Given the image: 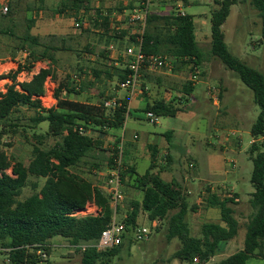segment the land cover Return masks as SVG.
<instances>
[{
    "label": "trees",
    "instance_id": "trees-1",
    "mask_svg": "<svg viewBox=\"0 0 264 264\" xmlns=\"http://www.w3.org/2000/svg\"><path fill=\"white\" fill-rule=\"evenodd\" d=\"M93 1L95 0H62L55 13H64L67 8L75 10L83 8L89 11ZM40 2L43 3L44 0ZM183 2L185 7L190 5L189 0ZM215 2L218 7L212 11L211 54L235 71L253 90L254 100L261 108V113L251 128V134L256 141L252 142L249 150L254 164L251 182L255 188L250 204L255 213L249 220L244 248L214 264H248L250 259L264 258V152L257 142L259 137L264 136V73L243 62L230 51L226 43L223 26L232 6L238 4L239 0ZM251 2L262 19L264 36V0ZM95 10L100 14L99 9ZM12 13L13 7L10 4V12L0 16L5 21L8 17L12 19ZM9 21L11 26L6 21L9 26L0 28V33L15 37L19 45L17 49L27 52L28 58L25 64L18 63L13 74L9 73L7 76L0 74V80L4 78L12 80L5 92L0 90V138L10 132L17 134L22 127L25 132L30 130L32 137L37 140L33 143L28 164L14 160L4 150H0V247L7 250L11 264H37L44 261L37 255V250L42 247L50 253L52 239L55 237L64 238L76 246L77 250L83 253V264H98L106 257L117 255L125 243L132 244L136 241L133 230L140 225L138 220L142 211L149 212L152 223L158 219L168 218L169 239L178 238L182 243L174 257L183 260H192L199 255L207 262L227 242L236 238L240 223L234 216L235 211L231 206L235 204L234 199H222L215 193L209 195L208 205L220 208L222 223L206 222L202 225L201 236L191 234L187 215L189 211L196 210L197 206H189L182 188L164 180L160 172H155L157 167L155 150L152 153V162L145 173H139L134 166H128L122 172L124 184L125 178L129 175L128 186L143 192L142 199L132 201L131 209L122 220L127 227L122 244L106 251H98L91 246L97 242L101 232L112 220L114 211L106 192L96 186L91 178L84 177L75 170H81L91 159H98L96 154L105 150L103 139L108 134L116 136L112 153L116 152L123 137L115 132L124 129L131 110L128 97L121 99V105L115 109H108L104 105L105 100L112 98L111 96L100 103H84L72 98L91 90L95 83L102 79L112 82L116 78L119 86L128 74L127 63L120 56L117 60L119 66H116L110 57L108 47L112 43H118L124 48L134 43L136 36L129 34L132 27L129 24L127 29L111 28L109 17L103 18L101 22L93 21V27H100L103 30L100 34H94L99 36L98 43L104 47L98 51L97 45L87 42L82 49L75 48L74 52L79 57V71L76 77L66 74L64 80L58 81L55 54L61 50H71L66 46L67 38H60L61 45H58L55 42L58 37L55 35L44 38L33 34L32 28L35 25L33 18L27 19L24 33L16 34L12 29L13 20ZM84 31L92 32L88 29ZM142 51L146 54L177 58L176 71L187 69L192 62L200 67L205 61L203 49L196 38L194 16L182 13L178 7H173L167 13L150 11L142 34ZM89 55H94L95 60L91 61ZM44 60L51 63L47 68H41L30 80L22 82L17 80L22 71H30L36 62ZM48 77L58 82L55 88L57 103L56 106L46 109L40 97L46 93L45 84ZM183 91L184 99H188L194 91V83L187 82ZM173 101L158 100L149 104L145 113L153 111L159 116H175L183 108L176 106ZM22 107L34 110L31 125L19 124L18 113ZM42 122H48V129L44 133H38L36 129ZM80 128H83V132ZM167 136H171V132H168ZM50 138L55 140L54 144H48ZM166 157L171 162L170 155ZM112 163L113 156L109 158L108 165ZM89 165L96 170L100 169L98 162ZM124 165H127L125 152ZM9 168H12L13 175L7 173ZM163 168L164 166L162 170ZM30 177L44 178L45 183L29 197L20 199ZM34 188L37 189L36 184ZM88 202L98 205L100 212L97 215L75 216L74 212L83 209ZM122 204L118 208V214ZM172 211L174 213L169 216ZM83 244L90 247L82 251L80 246Z\"/></svg>",
    "mask_w": 264,
    "mask_h": 264
},
{
    "label": "rangeland",
    "instance_id": "rangeland-1",
    "mask_svg": "<svg viewBox=\"0 0 264 264\" xmlns=\"http://www.w3.org/2000/svg\"><path fill=\"white\" fill-rule=\"evenodd\" d=\"M97 1H93L88 12L76 14L71 9H67L64 13L56 14L55 10L61 6L62 0H44L43 3L40 0H19L13 8L12 19L8 17L5 18L8 20L4 21V18L0 16V28L5 25L9 26L6 21L11 26L9 20H13L14 27L12 26V29L16 34H21L26 30L27 19L33 18L35 25L32 32L35 35L41 32L43 33L41 35L47 38L53 34L58 35V32H65L72 36L68 44L72 48L80 49L87 42L98 43L97 36L92 31V23L97 19L95 10L97 9ZM142 1L132 0L135 3L134 7H140ZM159 1L161 0H156V2ZM163 1L165 4L168 3V8L171 10L173 7H179L178 4L184 5L183 0ZM251 1L239 0L238 4L233 5L223 29L230 51L247 65L264 73L262 19ZM189 4L185 7V11L194 16L196 38L203 49L205 59L200 66V76L197 81H194L196 87L193 94L188 96L184 102L176 105L183 108L178 111L177 115L160 116L157 124L150 123L144 112L133 110L132 115L127 118L125 128L115 133L123 137L121 143L123 141L124 152L127 153L125 168L134 166L139 173H145L152 162V153L154 152L152 144L159 148L161 153L157 156L155 172H160L165 180L180 186L186 194L189 206L196 205L198 207L199 213L190 212L187 218L191 222V233L194 236H200L201 227L206 222L222 223L221 211L218 206L203 208V204H205L203 192L207 194L206 189L210 187L207 184L213 183L212 186L222 195H225L226 192L219 185L231 184L240 194L242 200L231 204L235 211L234 216L240 223L236 238L227 242L207 262L201 259V256L196 255L201 263L214 264L244 248L249 220L255 213L250 204L255 188L251 182L254 164L249 150L253 140L251 128L260 115L261 108L254 100L253 90L240 79L235 71L226 67L220 59L211 54L212 11L218 7L215 0H189ZM81 19H86L88 24L87 26L84 24L83 28L92 32H85L84 29L76 26V23L80 22ZM126 22L128 25L129 17L126 18ZM55 42L61 45L60 38H56ZM2 43L9 44L8 52L13 55L12 57H18L20 60L18 62L22 60V64L26 63L27 58L21 57L24 52L17 49L19 45L15 37L0 33L1 46ZM55 55L57 57L58 81L64 80L66 74L75 77L79 71L77 54L74 51H58ZM89 57L91 61L95 60L94 55H89ZM86 58L88 57L86 56ZM80 62L83 63V61ZM11 66V64L6 65L4 69ZM17 67L18 65L13 69H6L8 71L3 74L7 76L10 73L11 75ZM41 67L43 64H37L35 70L38 71V68ZM161 71L167 73V70ZM176 76H168L164 81L165 84L171 86H169L170 89L180 90L185 82L191 81L189 79L190 72L187 69L183 73L177 72ZM29 77L20 73L17 80L22 82L28 80ZM11 83V79L4 78L0 81V88L6 89ZM117 84L116 78L112 82L102 79V81L96 82L91 90L80 96H75V98L94 103H100L110 96L123 99L125 95ZM141 85L145 86L143 82ZM47 87L50 89L52 86L49 84ZM211 96L218 101V105L214 103ZM50 97L47 95L44 98L45 104L52 103L53 100ZM18 114L20 116L19 124L25 126L32 124V118L35 115L34 110L22 107ZM47 128L48 122H43L38 125L36 131L44 133ZM168 132H171L172 135L167 136ZM135 135H138L137 139ZM35 142L37 140L32 137V132L30 130L25 132L20 127L17 134L10 132L0 138V150H4L10 158L28 164ZM54 142L53 138L48 140L49 145L54 144ZM257 142L260 144L261 151L264 152V137H259ZM115 144L116 136H113L112 133L103 139L105 150L96 154L98 159L90 160V163H100V169L97 168V170L106 171L108 169V160L113 154L112 149H114ZM167 151H170L173 156L171 162L166 157ZM191 163H195V167H191ZM89 164L81 170L75 171L96 182L97 178H95L94 171L96 168ZM162 165L166 167L165 170H162ZM128 181H130L129 175L125 178L126 200L117 215L119 220H123L131 209L133 200H141L143 197V192L128 186ZM44 183V178L30 177L20 199L29 197L38 191ZM35 184L37 189L34 188ZM198 200H200V204L197 202ZM84 208L93 212L96 208L98 213L100 212V208L94 202L86 203ZM172 213L174 211L169 216ZM138 223L151 229L150 238L145 241H134L132 244L125 243L117 255L106 257L104 261L98 262V264H191L192 260L174 257L182 243L178 238L169 239L168 218L158 219L156 228L149 218V212L142 211ZM70 245L64 238L55 237L52 241L49 259H47L49 262L44 260L37 264H83V253L73 249ZM0 251H3L0 252V264H11L8 253H6L7 250L0 247ZM248 264H264V258L250 259Z\"/></svg>",
    "mask_w": 264,
    "mask_h": 264
},
{
    "label": "built area",
    "instance_id": "built-area-1",
    "mask_svg": "<svg viewBox=\"0 0 264 264\" xmlns=\"http://www.w3.org/2000/svg\"><path fill=\"white\" fill-rule=\"evenodd\" d=\"M152 1L153 0H143L140 4V7L134 9L129 15V25H139L137 32H135L136 41L131 45L125 46L122 52L123 58L127 63L128 74L126 78L119 83V88L127 90L129 98H133L135 96L144 69L167 70L169 72H173L176 68L177 58H172L161 54H146L142 51V34L146 26L148 15L151 11ZM9 12V0H0V15H7ZM80 25V22L76 23V26L80 27ZM187 70L190 72L189 79L193 83L194 81H197L200 76V67L192 62L188 66ZM51 99L53 100L52 102L55 103V97L51 95ZM104 105L108 109H115L121 105V99L117 97L109 98L105 100ZM145 115L150 123L157 124L159 122L160 116L153 111H148ZM80 131L83 132V128H80ZM112 156L113 163L106 171L96 170L95 172L99 177L96 186L106 192L107 196L109 197L111 207L114 211L112 220L101 232L97 242L91 245L94 246L98 251H106L121 245L124 240V235L127 233L126 224L117 217L118 208L126 199L122 177V172L125 169L123 141L122 143L118 144L117 150L112 154ZM91 211H88L87 208H84L75 211L74 215L86 216L98 214L96 208L94 212ZM153 223L157 227L158 221ZM151 233V229L147 226L139 225L133 230L134 239L136 241H145L149 239ZM70 247L77 249V247L73 245H70ZM80 247L82 251H85L90 246L88 244H83ZM37 255L41 259L47 260L49 259L50 254L46 249L41 247L37 250ZM191 264L203 263H201L198 256H195L192 258Z\"/></svg>",
    "mask_w": 264,
    "mask_h": 264
},
{
    "label": "crops",
    "instance_id": "crops-1",
    "mask_svg": "<svg viewBox=\"0 0 264 264\" xmlns=\"http://www.w3.org/2000/svg\"><path fill=\"white\" fill-rule=\"evenodd\" d=\"M18 1L19 0H9V2H10V4H11V6L14 8L17 4H18ZM164 1L163 0H161V1H159V2H156V0L154 1L153 0V3L151 4V7H152V11L153 12H160V13H167L168 11H171V9H169L168 7V3H163ZM134 2H132V0H98L97 1V9H99V11H100V14H97V19L96 20H99L100 22L103 20V18L105 19L106 17H109V19H110V22H111V28H125V29H127V28H129V26L126 24L127 22H126V18L127 17H129V15H130V13H132V11L134 10V9H136L137 7H134L135 6V3L133 4ZM178 8H179V10L182 12V13H187L186 11H185V4L182 6V5H180V4H178ZM103 8V9H102ZM106 8V9H105ZM131 8V9H130ZM67 9H71V8H67ZM66 9V10H67ZM72 11H74L76 14L79 12V13H83L84 11L86 12V10L85 9H83V8H81V9H77V10H75V9H71ZM103 10V11H102ZM128 10H130L129 12H128ZM88 12V11H87ZM84 16V15H83ZM114 21H116L115 23H114ZM78 23H79V21H78ZM116 23H118V24H116ZM80 27L79 28H82V29H84L85 30V28H83V25L84 24H86V26L88 25L87 24V21H86V19H81V21H80ZM115 24V25H114ZM92 25H93V23H92ZM93 27V26H92ZM95 28V29H94ZM138 28H139V25H134V26H132L131 27V29L129 30V34H134L135 36H136V34H135V32H137V30H138ZM92 31H94V33H98V34H100V32H103V30H101L100 29V27H93V30ZM33 33V32H32ZM93 33V34H94ZM34 34V33H33ZM41 34H43V33H41V32H38V35L39 36H41V37H43ZM5 35V34H4ZM53 35H55V34H53ZM59 35H61V36H59ZM95 35V34H94ZM9 36V35H8ZM55 36H57L58 38H63V37H65V38H67L66 39V46H67V48H70L71 50H67V51H64V52H68V51H74V49L75 48H72L69 44H68V41H69V39H71L72 38V36H69L68 35V33L66 34L65 32H58V35H55ZM95 36H97V35H95ZM99 39V36L97 37V40ZM61 41V40H60ZM63 42V41H62ZM91 43V42H90ZM87 44V43H86ZM93 44H95V45H97V50L98 51H100L103 47H104V45L103 44H99V43H93ZM2 47V48H1ZM84 47V46H83ZM83 47H81V49L83 48ZM6 48V49H5ZM9 48H10V46H9V44L8 43H6V44H4V43H2V46H1V44H0V74H3L5 71H8V70H6V69H13L16 65H18V61H20L19 60V58L18 57H12L13 55L12 54H10V52H8L9 51ZM108 49H109V54H110V57H111V59L112 60H114L115 62V65H119V63H118V59L120 58V56H122L123 57V55H122V52H123V47H121L118 43H112L109 47H108ZM61 51H63V50H61ZM61 51H59V52H61ZM24 52V51H23ZM21 57H23V59H26V58H28V53L27 52H24V54H22L21 55ZM2 61V62H1ZM24 61V60H23ZM21 62H22V60H21ZM9 64H11L12 66L10 67V68H5L4 69V67H6V65H9ZM37 64H43V67H41V68H47L48 66H49V64H51L50 63V61L49 60H44V61H38V62H36L35 64H34V67L30 70V71H22L21 73L22 74H25V75H28V76H30L29 77V79L28 80H30L32 77H33V75L34 74H36V73H38L40 70H41V68L39 69L38 68V71H36L35 70V68H36V65ZM2 69V70H1ZM4 69V70H3ZM55 69H56V66H55ZM184 70H186V68H183V69H179V70H174L176 73L177 72H182L183 73V71ZM58 71V70H57ZM189 71V70H188ZM176 73H171V72H169V71H167V73H162V71L161 70H150V69H144L143 70V75H142V78H141V81H140V83H139V87H138V89H137V92H136V94H135V96L133 97V98H129V96H128V91L127 90H125V89H122V93L125 95V97H128L129 98V109L131 110V114L129 115V116H131L132 115V112H133V110H135V111H142V112H144V114H146L145 113V109L147 108V106L149 105V104H153L154 102H156V101H158V100H165L166 102H169V101H172V100H174L173 102L177 105V104H179V103H182V102H184V100H187V99H184V86L187 84V82H189V81H187V82H185L184 84H183V86H182V88L179 90H176V89H170L169 88V86L170 85H168V84H165L164 83V81L166 80V78L168 77V76H170V77H177L176 76ZM77 74V73H76ZM76 74H75V77H76ZM74 75V74H73ZM73 77V76H72ZM8 79H10V78H8ZM1 81V80H0ZM12 81V80H11ZM141 82H143V84H145V86H142L141 85ZM49 84H51V88L50 89H48V85ZM196 83L194 82V90H195V87H196V85H195ZM57 85H58V82L57 81H55L54 79H52L51 77H48V79H47V81H46V84H45V90H46V93L43 95V96H41L40 97V99H41V101H42V105H43V107L44 108H46V109H49V108H51V107H54V106H56V103H57V99H56V97H55V88L57 87ZM141 85V86H140ZM171 87V86H170ZM0 90L1 91H3V92H5L6 91V89L5 88H0ZM150 90V91H149ZM85 93V92H84ZM84 93H82V94H84ZM192 94H193V92H192ZM191 94V95H192ZM53 96V97H55V103H51V104H47V105H45V102H44V98L46 97V96ZM191 95H189V96H191ZM78 96H80V95H78ZM124 97V98H125ZM43 98V99H42ZM51 98V97H50ZM72 99H74V100H77L76 98H75V96H73V98ZM211 99H213V101H214V103L216 104V105H218V101H216V99L213 97V96H211ZM78 101H80V100H78ZM80 102H84V103H89V101H80ZM91 103H94V102H91ZM128 116V117H129ZM136 116H138L137 115V113H136ZM146 116V115H145ZM127 117V118H128ZM127 121V120H126ZM43 123V122H42ZM125 125H126V122H125ZM125 128V127H124ZM48 129V128H47ZM172 135V134H171ZM253 137V136H252ZM264 137V136H263ZM135 138L137 139L138 138V135H135ZM253 141H255V138L253 137V140H252V142ZM152 147H153V149H154V151L155 150H157V156H158V154L159 153H161L160 152V150H159V148L156 146V145H153L152 144ZM125 154H126V157H127V153L125 152ZM167 155H170V157H171V160H172V155H171V153H170V151L168 152L167 151V153H166V156ZM156 162H157V158H156ZM160 162V160L158 161V163ZM164 165H162L161 166V168L163 167ZM190 166L191 167H195V163H191L190 164ZM166 169V167L164 166V168H163V170H165ZM10 172V173H9ZM7 173H9V174H11V175H13V173H12V168H9L8 170H7ZM157 173V172H156ZM160 175H161V173H160ZM161 177H162V175H161ZM95 178H97V180H96V182L94 181V183H96L97 184V182H98V179H99V177L96 175V173H95ZM163 178V177H162ZM164 179V178H163ZM165 180V179H164ZM167 181V180H166ZM212 184L213 183H211V184H207V186L208 185H210V187H208L207 189H206V191H207V194H205L204 192H203V195H204V200H205V204H203V208H205V209H208V208H211L209 205H208V200H209V195L211 194V193H215L217 196H219V197H221L222 199H224V198H231V199H234V202L235 203H237V202H240L242 199H241V196H240V194L234 189V187H233V185H231V184H222V185H219V186H222L223 187V189H225V192H226V194L224 195H222L221 193H219V192H217L216 191V189L212 186ZM254 193V192H253ZM252 193V194H253ZM126 200V199H125ZM199 204L201 203L200 202V200H198L197 201ZM197 209H198V207H196ZM197 209L196 210H191V211H189V213H188V215H187V218H188V216L190 215V212H196L195 214H198L199 213V211H197ZM195 219H196V217H194ZM188 221V223H189V226H190V224H191V222H190V220H187ZM202 228V227H201ZM190 230H191V227H190ZM202 232V231H201ZM192 234V233H191ZM200 236H201V234H200ZM196 237H199V236H196ZM54 239V238H53ZM53 239H52V241H53ZM172 239H176V238H172ZM171 240V239H170ZM231 241V240H230ZM229 241V242H230ZM182 247V246H181ZM180 247V248H181ZM227 258V257H226ZM211 260V259H210Z\"/></svg>",
    "mask_w": 264,
    "mask_h": 264
}]
</instances>
